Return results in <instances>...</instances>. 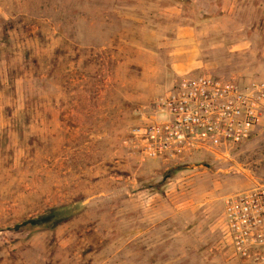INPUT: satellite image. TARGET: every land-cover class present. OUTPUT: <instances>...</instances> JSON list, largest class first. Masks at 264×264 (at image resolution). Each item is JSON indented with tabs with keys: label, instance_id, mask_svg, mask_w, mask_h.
Returning a JSON list of instances; mask_svg holds the SVG:
<instances>
[{
	"label": "rangeland",
	"instance_id": "rangeland-1",
	"mask_svg": "<svg viewBox=\"0 0 264 264\" xmlns=\"http://www.w3.org/2000/svg\"><path fill=\"white\" fill-rule=\"evenodd\" d=\"M184 74L264 80V0H0V264H238L222 199L264 183V120L220 155L130 133Z\"/></svg>",
	"mask_w": 264,
	"mask_h": 264
},
{
	"label": "built area",
	"instance_id": "built-area-1",
	"mask_svg": "<svg viewBox=\"0 0 264 264\" xmlns=\"http://www.w3.org/2000/svg\"><path fill=\"white\" fill-rule=\"evenodd\" d=\"M155 105L148 120L130 128L142 160L195 150L220 155L264 120V80L184 74ZM222 225L238 264H264V183L225 194Z\"/></svg>",
	"mask_w": 264,
	"mask_h": 264
},
{
	"label": "trees",
	"instance_id": "trees-1",
	"mask_svg": "<svg viewBox=\"0 0 264 264\" xmlns=\"http://www.w3.org/2000/svg\"><path fill=\"white\" fill-rule=\"evenodd\" d=\"M71 208L69 205L65 206H55L50 208L48 212L38 214L34 217L28 218L25 220L26 223L30 225H40V226H49L54 225L58 220H62L66 217L67 214H71Z\"/></svg>",
	"mask_w": 264,
	"mask_h": 264
}]
</instances>
